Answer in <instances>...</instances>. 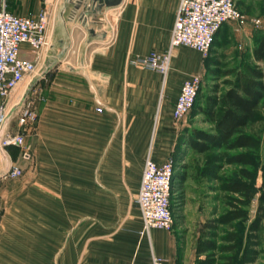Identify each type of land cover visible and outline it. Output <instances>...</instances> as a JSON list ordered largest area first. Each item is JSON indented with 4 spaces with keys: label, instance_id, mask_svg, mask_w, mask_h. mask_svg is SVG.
Returning a JSON list of instances; mask_svg holds the SVG:
<instances>
[{
    "label": "crops",
    "instance_id": "0c3cea01",
    "mask_svg": "<svg viewBox=\"0 0 264 264\" xmlns=\"http://www.w3.org/2000/svg\"><path fill=\"white\" fill-rule=\"evenodd\" d=\"M4 4L16 14L46 15L44 46L34 54L22 43L20 55L35 64L47 52L65 55L67 65L54 69L74 74L67 100L46 99L38 111L33 164L17 182L0 178V264H151L153 253L164 264H195V250H178L169 230L140 232L134 201L146 156L159 163L170 155L183 223L206 218L207 178L177 148L184 120L175 122L171 112L197 59L174 48L165 76L129 61L167 47L178 0H121L96 9L94 0ZM7 152L0 173L17 157L14 147ZM71 226L77 234L63 240Z\"/></svg>",
    "mask_w": 264,
    "mask_h": 264
},
{
    "label": "rangeland",
    "instance_id": "374dc122",
    "mask_svg": "<svg viewBox=\"0 0 264 264\" xmlns=\"http://www.w3.org/2000/svg\"><path fill=\"white\" fill-rule=\"evenodd\" d=\"M234 1L235 6L238 7L241 14L246 16H258L262 21H264V0ZM263 33L264 24L261 27H254L249 23L238 25L235 21L226 22L223 23L222 27H220V30L216 34V38L208 49V53L205 57H203L200 52L191 46L187 47L178 45L176 47L178 51L181 50L180 53L186 58L197 59L195 62L197 63V67L194 72V74L199 76L197 100H200L201 97L199 96L205 94L212 85L217 84L219 88L225 86L221 80L222 78L229 77V75H217L213 69H219V73L222 72L221 70L225 69L235 70L236 68H240L243 63L249 62V60L252 59L250 49L255 39ZM41 48H39L36 52H39ZM195 53L198 55L197 57L195 56ZM69 58L70 57H66L65 55L56 56L47 52L44 56V60L42 62L38 61L35 64L30 80H25L18 85V91L20 93L25 88V102L28 106L33 108L36 116L29 141L31 154L28 158H21L19 160L22 166V173L19 174L18 177H7L4 178V180L6 179L17 182L22 177L26 167L33 164L34 152L32 137L35 134L34 130L38 119V111L46 102V99L52 100L54 96L61 94L67 100V80L68 77H72L74 73L72 71H68L67 68L57 70L54 69V67L59 64L67 65V60ZM260 109L263 114L262 120L251 123V125L246 128V131L258 134L261 137L264 133V104H262ZM200 118V114H196L193 118H191L190 113H188L183 119L184 122H182L180 126L178 125L179 129L176 140L178 141L177 148L179 149L180 147V153L187 155L186 161L192 167H197L199 163L202 164L206 154L210 152H193L186 144L183 143L185 136L188 135V132H190L193 127L208 129V125L200 121ZM16 120L15 116L11 118L9 125L14 128ZM238 151L248 153L252 159V163L238 165L224 163L219 170V179H206V183H204L209 190L208 204L204 207V211H202L204 214L203 216L206 217L204 222L210 220L212 217H216L227 209H235L237 206L243 212V215L240 218L217 226L218 228L215 241L220 248L213 251V257H215V262L213 264H264V201H261L259 197V194L262 191L260 181L264 159L263 148L262 144H260L258 148L245 149L238 147V149H233L229 152ZM228 180L243 181L247 184L246 191L238 194L226 189H221L220 185L224 183V181ZM235 199L240 200L238 202ZM171 200L172 211L174 214L172 225L167 229L157 227L154 228L165 231L169 230L172 232L175 236L177 249H184L185 251H188V253L192 254V251H194L197 246V242H200L205 238L204 234L208 229L203 227L204 222L200 220L191 223H183L181 215L178 214V207L180 206V199H178V195L175 193ZM258 210L263 212V217L258 223V228L255 230V234H250L251 230L249 224ZM73 227L74 226H71V228L67 229L65 233H61L63 240L64 238H70V235L77 234L75 228ZM73 240L75 242L71 245L73 247L78 246V240H76V238ZM245 253L246 255L253 256V260L251 262L245 263L243 261L242 255ZM203 255V253H200L197 257L203 258ZM196 261L197 260L195 259V262ZM77 264L92 263L80 262Z\"/></svg>",
    "mask_w": 264,
    "mask_h": 264
},
{
    "label": "built area",
    "instance_id": "2783aa9c",
    "mask_svg": "<svg viewBox=\"0 0 264 264\" xmlns=\"http://www.w3.org/2000/svg\"><path fill=\"white\" fill-rule=\"evenodd\" d=\"M173 26L167 47L163 50L135 55L129 61L141 68L152 69L163 76L168 71L172 50L178 45L193 47L203 57L214 39V34L225 22L238 25L250 24L261 27L264 21L254 15H243L234 0H178ZM46 15H21L8 11L4 0L0 1V159L8 156L7 148L17 150V157L0 173V178L18 177L22 173L21 158H28L31 146L28 138L36 119L34 110L25 102V88L20 93L18 85L32 77L35 60L20 55L21 44L28 51H36L44 45ZM172 106L175 122L182 121L190 112L199 86V76L191 74L181 81ZM96 110L101 109L97 102ZM16 117L14 128L9 125ZM175 159L168 155L157 163L146 156L142 166L139 189L135 197L141 216V233L152 227L167 229L172 225L173 173ZM151 264H164V259L156 254L150 256ZM109 264V263H99ZM112 264V263H110Z\"/></svg>",
    "mask_w": 264,
    "mask_h": 264
},
{
    "label": "trees",
    "instance_id": "16d2710c",
    "mask_svg": "<svg viewBox=\"0 0 264 264\" xmlns=\"http://www.w3.org/2000/svg\"><path fill=\"white\" fill-rule=\"evenodd\" d=\"M216 33L212 43L216 38ZM250 51L252 59L243 63L240 68L221 70V73H219V69H213L217 75H229L221 80L225 86L219 88L217 84L212 85L202 95L203 97L199 96L200 100H197L196 94L195 101L189 110L191 117L200 114V121L206 123L208 129L193 127L188 135L186 134L183 143L193 152L210 151L198 168L208 180L219 179V170L224 163L237 165L252 163L248 153L244 151L229 152L230 150L238 149V147L258 148L262 144L264 153V133L260 137L258 134L246 131L251 123L263 118L260 107L264 104V33L255 39ZM262 167L260 181L262 191L259 197L261 201H264V159ZM174 176L175 170L173 178ZM220 188L239 194L246 191L247 184L240 180H228L224 181ZM235 200L239 202L240 199ZM256 212L249 224L250 234H255L258 223L263 217L262 211ZM242 215L243 212L237 206L235 209H227L204 222L203 227L208 230L204 234L205 238L197 242L195 264H213L215 262L213 251L220 248L215 241L217 226L229 223ZM200 253L204 254L203 258L197 257ZM242 256L245 263L253 260L252 255L245 253Z\"/></svg>",
    "mask_w": 264,
    "mask_h": 264
},
{
    "label": "water",
    "instance_id": "95a60500",
    "mask_svg": "<svg viewBox=\"0 0 264 264\" xmlns=\"http://www.w3.org/2000/svg\"><path fill=\"white\" fill-rule=\"evenodd\" d=\"M98 2V6L95 7L98 8L101 5H116L117 3H119L121 0H94Z\"/></svg>",
    "mask_w": 264,
    "mask_h": 264
}]
</instances>
